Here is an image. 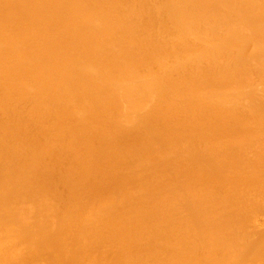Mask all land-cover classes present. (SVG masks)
Here are the masks:
<instances>
[{
  "label": "bare ground",
  "instance_id": "bare-ground-1",
  "mask_svg": "<svg viewBox=\"0 0 264 264\" xmlns=\"http://www.w3.org/2000/svg\"><path fill=\"white\" fill-rule=\"evenodd\" d=\"M0 264H264V0H0Z\"/></svg>",
  "mask_w": 264,
  "mask_h": 264
}]
</instances>
